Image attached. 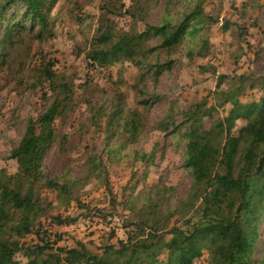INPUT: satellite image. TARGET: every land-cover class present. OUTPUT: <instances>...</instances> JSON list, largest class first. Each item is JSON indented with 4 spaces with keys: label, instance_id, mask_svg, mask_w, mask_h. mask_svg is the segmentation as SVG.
<instances>
[{
    "label": "rangeland",
    "instance_id": "374dc122",
    "mask_svg": "<svg viewBox=\"0 0 264 264\" xmlns=\"http://www.w3.org/2000/svg\"><path fill=\"white\" fill-rule=\"evenodd\" d=\"M51 1L44 8L46 30L38 35L37 28L26 30V23L0 55V172H17L10 151L18 144L26 120L37 118L52 99L53 89L58 91L65 83L71 93L65 111L54 121L55 138L42 160L44 176L66 184L67 191L59 193L42 182L35 186L38 223L20 243L46 244L44 257L51 253L63 257L61 249L80 244L100 255L105 248L126 242L135 232L134 222H146L150 197L159 206L157 220L167 229H185L191 217L196 220L199 201L191 196V178L183 166L185 142L180 130L171 133V123L180 122L182 112L192 105L216 104V93L230 86L240 88L244 104L264 97V0ZM196 4L204 17L195 22L194 50L182 48L173 71L159 80L158 96L150 80H143L137 55L111 64L91 58L102 31L141 32L145 22L158 25L163 18L177 23ZM134 6L138 7L135 17L128 13ZM19 8L13 5L7 14L18 12V21ZM202 40L207 42L206 54L199 56L195 50ZM114 106L121 112L109 122ZM229 109L226 105L205 116L203 127L208 129ZM132 114L133 131L124 127ZM245 124L246 119H237L231 134L237 135ZM142 154L152 155L145 161ZM168 212L176 213L168 217ZM55 216L73 221L59 225L52 221ZM257 229L253 261L264 249V205ZM197 244H203V236L183 248L189 251ZM219 251L202 247L190 264H212ZM15 258L26 262L20 254Z\"/></svg>",
    "mask_w": 264,
    "mask_h": 264
},
{
    "label": "trees",
    "instance_id": "16d2710c",
    "mask_svg": "<svg viewBox=\"0 0 264 264\" xmlns=\"http://www.w3.org/2000/svg\"><path fill=\"white\" fill-rule=\"evenodd\" d=\"M50 1L0 0V25L5 23L1 28L0 55L11 37L26 29V23V30L37 28L38 35L46 30L48 13L44 8ZM16 4L20 6L16 11L21 10L18 21V12L7 14V9ZM137 10L134 6L128 13L135 17ZM203 17L200 4H196L177 23L163 18L158 25L145 22L141 32L132 30L117 35L107 29L95 38L97 44L91 58L100 64H111L137 55L135 63L143 80H150L155 95L159 80L164 73L173 71L182 48L194 50L191 38L198 33L195 22ZM151 39L157 42H150ZM206 47L207 42L202 40L195 53L204 56ZM216 87H220V81ZM53 91L54 96L38 117L26 120L18 144L10 151V158L17 162V172L13 175L5 170L0 172V264H190L202 247L220 248L212 256V264H264V249L260 259L252 260L257 223L264 205V97L244 104L239 99L240 88L233 86L216 93L219 96L216 104L192 105L182 112L180 122L171 123V133L180 130V140L185 142L183 166L191 178V196L199 201L195 209L198 216L196 220L191 217L185 229L177 226L167 229L166 223L157 220L159 206L150 197L146 205L150 217L146 222H134L135 232L128 235L126 242H120L118 248H105L100 255L80 244L78 248L61 249L63 257L60 253L44 257L46 244L20 243L38 223L40 206L35 186L42 182L59 193L67 191L66 184H58L43 174L44 150L55 138L54 121L71 99L65 83ZM226 105L230 106L227 115L204 128L203 118ZM120 112V107L114 106L109 122L119 118ZM240 118L246 119V124L233 135L231 129ZM124 127L136 130L134 114ZM151 155L141 157L146 161ZM175 213L168 212V217ZM52 221L61 225L73 219L55 216ZM162 232L170 238L166 239ZM199 236H203V244L185 251L184 244ZM162 253L165 256L160 259ZM17 254L26 262L17 260Z\"/></svg>",
    "mask_w": 264,
    "mask_h": 264
}]
</instances>
